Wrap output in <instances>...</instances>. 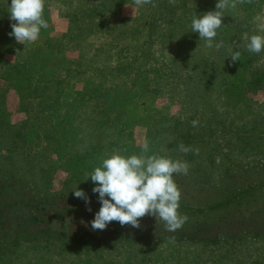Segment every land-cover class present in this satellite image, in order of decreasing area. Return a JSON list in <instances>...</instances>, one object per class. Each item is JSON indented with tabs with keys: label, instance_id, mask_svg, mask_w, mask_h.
<instances>
[{
	"label": "rangeland",
	"instance_id": "1",
	"mask_svg": "<svg viewBox=\"0 0 264 264\" xmlns=\"http://www.w3.org/2000/svg\"><path fill=\"white\" fill-rule=\"evenodd\" d=\"M217 2L175 0L172 4L169 0H152L139 7L134 0H44L42 18L48 27L41 28L35 42L23 45L9 36L13 23L9 18L11 0H0V86L6 89L7 117L11 123L28 121L41 126L39 137H32L26 145V153L38 158L30 165V175L40 176L42 168L53 167L48 191L56 192L69 184L82 188L94 184L91 177L85 180L86 177L114 153L182 161L185 152L180 151L176 138L190 136L183 145L190 149L188 152H202V161L208 168L203 178L209 179L198 183L202 184L200 195L215 190L218 193L209 196L217 201L220 196L229 197L226 192L231 191V185L245 190L264 182V169H253L264 164V51L256 54L246 47L252 35L264 36L259 27L264 24V0H236L235 8L224 10L219 35L224 42L232 38L238 50L232 51L231 56L239 51L242 62L247 59L243 72L247 71L240 80L233 76L231 85L220 92L224 74H206L210 89L200 113L192 112L193 108L182 102L181 98L186 97L182 91L186 70L174 65L175 48L160 37L161 30L178 14V7L208 12L215 10ZM114 18L130 21L115 23ZM104 22L109 36H118L114 40L120 46L136 36L145 41V57L138 59L120 81L99 72L115 63L99 60L91 49L102 43L113 46L102 37L105 32H95L96 26ZM135 29H144L142 36ZM231 56L226 61L232 63L228 64L232 71L237 63L231 61ZM81 67L96 73L87 75ZM193 121L198 122L195 127ZM47 129L60 133L47 142ZM65 133L69 135L65 137ZM145 141L149 145L146 153L141 147ZM193 162L197 166V160ZM239 168L252 170L233 175V179L230 175L221 176ZM254 170L259 174L253 175ZM230 180L233 183L224 190ZM220 190L225 193L221 195ZM255 191L237 194L235 190L237 195L228 206L218 207L214 215L227 213L245 223L259 224L258 217L249 211H264V192ZM209 196H203L196 204L203 205ZM254 196L259 198L254 200ZM185 200L190 203L188 194ZM238 209L243 212L237 213ZM227 218L232 220L231 216ZM252 224L229 225L239 232L221 237L224 242L220 245L162 237L150 244L86 252H68L61 249L62 241L43 234L35 240L22 241L16 255L1 259L0 264H264V230L254 234ZM67 226L59 220L51 223L55 231ZM222 232L223 229L219 231ZM240 234L247 238L239 240ZM229 243L233 246L227 250Z\"/></svg>",
	"mask_w": 264,
	"mask_h": 264
},
{
	"label": "trees",
	"instance_id": "2",
	"mask_svg": "<svg viewBox=\"0 0 264 264\" xmlns=\"http://www.w3.org/2000/svg\"><path fill=\"white\" fill-rule=\"evenodd\" d=\"M177 9L178 14L172 17L165 28L162 30L158 28V31L161 30L160 37L162 41L173 44L175 48L174 65L178 69L183 68L186 70V74L182 75V91L186 95L185 98H181L182 102L186 106L190 105L193 108L192 112L200 113V109L205 103L207 92L210 89V84L205 79L206 74L211 71L215 72L214 75L223 73L224 80L219 92L226 90L231 85L233 76H238L240 80L241 76L247 71L243 72L247 59L242 62V58H240V60L235 62L237 65L234 69L232 71L229 70L228 64L232 63L230 61L227 62L226 59L231 56L232 51L238 50L236 45L233 46L232 38L230 37L229 41L224 42L219 35V28L213 44L222 43L223 46L218 50L215 46L207 48L205 46L206 41L200 39L198 33L191 32L192 18L194 16L197 18L202 17L207 11L203 9L191 10L186 7H178ZM187 12L188 16H184ZM118 21L128 22L130 19H112V22L119 23ZM134 31H136L137 35L142 36L144 29H135ZM95 32H105L102 37L106 42L111 41L110 43L113 45L102 43L96 47H91L93 51L97 52L99 60L105 59L108 62L115 63L99 71L104 76L110 75L116 81L123 80L132 71V67L138 62V59L145 57L143 48L145 41L143 39V42H141L139 36L120 46L114 40L118 36H109L110 32L106 22L96 26ZM226 37H229V34ZM224 60L225 62H223ZM80 70L87 75L96 73L94 69H88V67H81ZM5 92L6 89L0 86V260L5 257H14L22 241L35 240L34 238H40V235L43 234L62 241L64 244L61 249H66L68 252H72L75 249L86 252L88 250H107L115 246L121 247L138 243L150 244L160 240L162 237L184 238L193 242H219L218 245H220L224 242L221 237L235 236L239 232V230H233L229 225L241 226L242 224L245 227L252 224L245 223L240 217L232 214L223 213L217 216L214 214H216L218 207L224 206L226 208L229 200L241 192L247 193L251 190H256V193L264 192V182L261 181L255 187L249 186L245 190H238L236 185H231L233 182L230 180L226 188H224V190H227L231 185V191L226 192L229 197L222 198L223 196H220L217 201L209 196L218 193L215 190L200 195L199 186L202 184L198 183L209 179V177L203 178L205 176L204 173L207 172L208 174V170H206L208 168L202 161V152L198 154L186 152L182 157L184 159L182 161L187 162L189 165L187 175L174 174L173 176L181 191L178 212L188 217L181 229L169 232L166 230L163 221L157 220L154 216L145 215L140 218L139 228L131 225L121 226L118 222L113 221L104 230H92L91 221L101 207V202L98 199L99 194L92 191L95 184L79 188L89 198L90 203L86 204L84 199L75 197L74 189L77 188L72 187L71 184L62 186L56 192L47 190V183L52 177L53 167L42 168L40 176L38 174L36 176L35 174L30 175L32 171L30 165H34L38 158L35 154L26 153V145L31 143L32 137H39L38 130L41 126L28 121L18 124L11 123L5 109ZM194 117L195 115H192V118ZM179 124L181 127L184 122ZM71 129L72 127L70 126L69 130ZM44 132V139L47 142H51V139H56L60 130L47 129ZM68 135V133H65V137ZM189 137L187 139L176 138V142L178 145L184 144ZM174 160H177V158H174ZM193 160H197V166ZM253 169L263 170L264 164L262 166L256 165ZM247 170L252 169H233L231 172L222 173L221 176L230 175V178L233 179V175L238 173L244 175ZM28 173L29 176L27 175ZM252 174L257 175L259 173L255 171ZM185 186H188V188ZM257 187L258 189H256ZM259 189L261 190L259 191ZM235 190L238 191L237 194L234 193ZM221 191V195L225 193L223 190L219 192ZM187 194L190 203L185 200ZM203 196L209 197L203 200V205L196 204V201ZM258 198V196H254L253 199L257 200ZM89 207L91 211H89ZM236 212H243V210L238 209ZM249 212L255 214L260 220L257 225L252 224L254 225V234H258L261 230H264V211L262 209H254ZM228 216H231L232 220L227 218ZM55 220L63 221L68 226L65 230L55 231L51 228V223ZM222 223H226V226L222 227ZM221 229H223V232L219 233ZM250 231L252 232V229ZM246 238V234H240L239 240ZM232 246L233 244L229 243L226 245V249L229 250Z\"/></svg>",
	"mask_w": 264,
	"mask_h": 264
},
{
	"label": "clouds",
	"instance_id": "3",
	"mask_svg": "<svg viewBox=\"0 0 264 264\" xmlns=\"http://www.w3.org/2000/svg\"><path fill=\"white\" fill-rule=\"evenodd\" d=\"M174 4L175 0H169ZM243 2V0H240ZM251 2V0H249ZM152 3V0H134V5L143 7ZM127 7V6H126ZM235 8L236 0H218L215 10L208 11L202 17H193L191 32L199 34V38L206 41L207 48L218 50L222 43L213 44L217 36V30L223 24L222 18L226 8ZM133 9V7H132ZM44 0H11L9 6V18L12 31L9 36L25 45L26 42H35L41 28H47V22L42 18ZM260 30L264 31V24ZM247 50L259 54L264 51V36L252 35L247 44ZM240 60V52L231 56L234 63ZM197 121L192 124L195 127ZM143 152H148L149 145L145 141L142 144ZM180 151L188 152L189 148L183 144ZM198 149L196 153L198 154ZM189 165L187 162L173 161L159 156L131 155L125 157L114 153L103 159L102 166H98L85 180L91 177L95 187L93 193H98L101 207L95 213L91 221L92 230H104L113 221L121 226L131 225L140 227V218L151 215L165 223L166 230L175 232L183 227L188 217L178 212L181 200V191L175 183L173 176L187 175ZM77 198L85 200L89 204V198L82 189H74ZM89 211L91 208L89 207Z\"/></svg>",
	"mask_w": 264,
	"mask_h": 264
}]
</instances>
